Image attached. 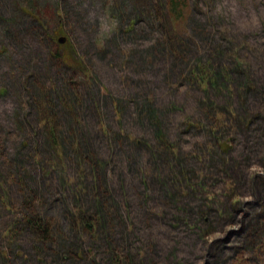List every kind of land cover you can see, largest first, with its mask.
Instances as JSON below:
<instances>
[{
    "label": "rangeland",
    "instance_id": "rangeland-1",
    "mask_svg": "<svg viewBox=\"0 0 264 264\" xmlns=\"http://www.w3.org/2000/svg\"><path fill=\"white\" fill-rule=\"evenodd\" d=\"M176 1L0 0V264H264V0Z\"/></svg>",
    "mask_w": 264,
    "mask_h": 264
},
{
    "label": "trees",
    "instance_id": "trees-1",
    "mask_svg": "<svg viewBox=\"0 0 264 264\" xmlns=\"http://www.w3.org/2000/svg\"><path fill=\"white\" fill-rule=\"evenodd\" d=\"M171 9L177 13V15L180 13V10L178 8V4L179 2L176 0H171ZM57 14V12H56ZM174 27V26H173ZM174 30V29H173ZM172 31V30H171ZM168 32V33H172V32ZM54 36L57 38L59 36V34L61 33V29H59V31L54 30ZM66 62H68L72 68H82V64L80 61H77L75 58H73L72 56H65ZM211 66V62L208 61L206 65L204 64H197L196 68L194 70H191V75L192 78L197 80L200 79L202 84H208V83H216V78L214 76H216L215 72L213 71V69H209V67ZM213 74V76H212ZM216 85V84H215ZM41 115H43L42 111H40ZM44 123H46V119L43 118ZM215 131V130H213ZM51 137L52 140L55 141V132H53V129H51ZM219 145L221 146L222 150H227L229 148V145L227 144L226 141L224 142H220ZM185 174V172H183ZM186 179H188V177H186ZM189 180V179H188ZM24 207L27 209V214H30L29 216H26L24 219V224H26L27 227H29L31 229L32 232H34L36 235L38 234L39 237L43 238L45 236L48 235V226L47 224H42L40 217L38 216H34L31 215L30 212V208L32 207V204H30L28 202V199L25 198L24 200ZM97 212L96 213H92V214H88L87 211L82 210V209H77L75 213H73L74 215V220L75 223L80 227L81 229H86L89 232L90 231H94L96 229V226L100 223H102L103 221V206L101 203V200L98 199V207H97ZM39 218V219H38ZM42 240V239H40ZM112 254L114 255L113 257V261L116 264H121V262H125L126 260L120 256V254L116 253V250L112 249Z\"/></svg>",
    "mask_w": 264,
    "mask_h": 264
},
{
    "label": "water",
    "instance_id": "water-1",
    "mask_svg": "<svg viewBox=\"0 0 264 264\" xmlns=\"http://www.w3.org/2000/svg\"><path fill=\"white\" fill-rule=\"evenodd\" d=\"M58 40H59V42H63L64 38L60 37Z\"/></svg>",
    "mask_w": 264,
    "mask_h": 264
}]
</instances>
